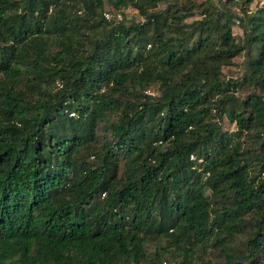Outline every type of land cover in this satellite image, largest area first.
<instances>
[{
  "label": "trees",
  "instance_id": "obj_1",
  "mask_svg": "<svg viewBox=\"0 0 264 264\" xmlns=\"http://www.w3.org/2000/svg\"><path fill=\"white\" fill-rule=\"evenodd\" d=\"M254 1L0 0V264H264Z\"/></svg>",
  "mask_w": 264,
  "mask_h": 264
},
{
  "label": "rangeland",
  "instance_id": "obj_2",
  "mask_svg": "<svg viewBox=\"0 0 264 264\" xmlns=\"http://www.w3.org/2000/svg\"><path fill=\"white\" fill-rule=\"evenodd\" d=\"M192 1L196 2V4H200L201 2H204L205 0H192ZM213 1L217 2V0H213ZM263 3H264V0H255L250 5V10H254L257 6H259V5L263 4ZM107 8L108 7H106V9ZM123 13H124V15L126 16L127 19H132V18L138 19L136 11L133 8H131V7L124 9ZM113 17L115 18L116 15L112 16V18ZM199 18H201V15L197 13L194 16L187 17L185 19V22L190 23L193 20H196V19H199ZM232 32L235 35L236 39H240L242 37V29L240 28V24L238 23V19L234 20V25H233V28H232ZM244 71H245V55H244V53H242L241 55H238V56L234 57L232 59V63L231 64H229L227 66H224L222 68V77H224L225 79H227V78H236V77L241 76ZM248 91H249V89L246 86H244V87L239 89L237 95L239 97H243V96H245L248 93ZM222 126H223V129H225V130L231 131V130L234 129V124L231 123L225 117H224V119L222 121ZM206 257L210 258L215 263L217 262L218 264H221V263H219L220 262L219 255L213 250H210L209 254L207 256H204V258H206ZM169 263L178 264L177 260L175 261V260H172V259L169 260Z\"/></svg>",
  "mask_w": 264,
  "mask_h": 264
},
{
  "label": "built area",
  "instance_id": "obj_3",
  "mask_svg": "<svg viewBox=\"0 0 264 264\" xmlns=\"http://www.w3.org/2000/svg\"><path fill=\"white\" fill-rule=\"evenodd\" d=\"M104 15H105L106 19H109V17H110L109 13H104ZM117 17L120 18V15L117 14Z\"/></svg>",
  "mask_w": 264,
  "mask_h": 264
}]
</instances>
